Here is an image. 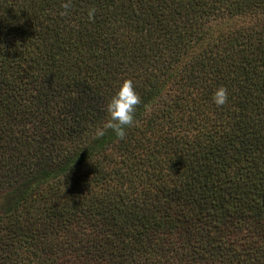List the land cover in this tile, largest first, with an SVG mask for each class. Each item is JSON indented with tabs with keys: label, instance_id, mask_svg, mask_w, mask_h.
<instances>
[{
	"label": "trees",
	"instance_id": "1",
	"mask_svg": "<svg viewBox=\"0 0 264 264\" xmlns=\"http://www.w3.org/2000/svg\"><path fill=\"white\" fill-rule=\"evenodd\" d=\"M0 264H264V0H0Z\"/></svg>",
	"mask_w": 264,
	"mask_h": 264
},
{
	"label": "clouds",
	"instance_id": "2",
	"mask_svg": "<svg viewBox=\"0 0 264 264\" xmlns=\"http://www.w3.org/2000/svg\"><path fill=\"white\" fill-rule=\"evenodd\" d=\"M65 10L61 15H65L70 7V3L61 5ZM95 9L88 11L89 19L93 18ZM227 89L219 86L212 95V100L217 106H222L227 102ZM141 103L140 96L135 90L132 80H122L115 93L108 99L105 105L106 118L95 130L96 137L105 135L106 130L112 132L121 140L125 138V129L134 123V114L137 105Z\"/></svg>",
	"mask_w": 264,
	"mask_h": 264
}]
</instances>
